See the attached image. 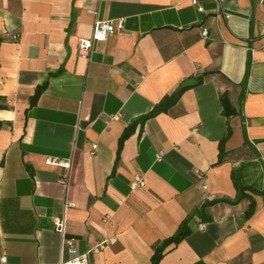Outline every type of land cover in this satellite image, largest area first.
Listing matches in <instances>:
<instances>
[{
  "label": "crops",
  "instance_id": "crops-1",
  "mask_svg": "<svg viewBox=\"0 0 264 264\" xmlns=\"http://www.w3.org/2000/svg\"><path fill=\"white\" fill-rule=\"evenodd\" d=\"M191 1L0 0L5 264H59L72 258L65 240L84 254L104 238L117 242L91 264H153L185 220L191 233L160 264H264V0H198L203 12ZM116 20L124 32L82 58L95 24ZM135 179L145 186L132 190Z\"/></svg>",
  "mask_w": 264,
  "mask_h": 264
},
{
  "label": "built area",
  "instance_id": "built-area-1",
  "mask_svg": "<svg viewBox=\"0 0 264 264\" xmlns=\"http://www.w3.org/2000/svg\"><path fill=\"white\" fill-rule=\"evenodd\" d=\"M192 4L197 8L199 12H203L204 9L199 6L198 0H192ZM124 32V21L116 20L109 22H97L94 26V32L92 39H83L79 42V52L82 58H88V55L93 48V44L97 42H104L107 38L113 34ZM204 37H207V29H204L202 32ZM98 150V146L94 144L92 146V154L94 155ZM46 163L50 166H59L62 168L68 169L70 167V163L68 161H63L58 158L49 157L46 159ZM194 175L197 180H203V174L200 170H195ZM145 186V182L142 179H135L132 184V190H136L138 188H143ZM206 188V187H203ZM109 217L103 219V223L107 225L110 222ZM55 231L59 234H65V220L61 218L54 219ZM200 229L204 230L205 226L200 225ZM117 240L115 238H104L97 246L91 248L84 254L78 253V250L75 245L74 239H67L64 241V248L69 252L72 258L69 261H62L59 264H91L90 258L94 254H98L102 250H104L107 246L116 244ZM7 261L6 257H2L0 259L1 264H5Z\"/></svg>",
  "mask_w": 264,
  "mask_h": 264
},
{
  "label": "trees",
  "instance_id": "trees-1",
  "mask_svg": "<svg viewBox=\"0 0 264 264\" xmlns=\"http://www.w3.org/2000/svg\"><path fill=\"white\" fill-rule=\"evenodd\" d=\"M248 78V74L246 76L245 81ZM47 87V84H44L43 86L37 88V90L35 91L34 96L31 98V104L35 105L37 103V101L39 100L40 96L42 95V93L45 91ZM186 88H179L175 93H173L171 96H167L165 97L160 104H158L157 106H155V108L146 116L140 118L138 121L141 124H144L147 120L157 116L160 113L163 112H167L168 110H170L174 105H176L178 103V101L181 98V95L183 94V92L185 91ZM221 104L223 106V115L229 119L231 116L234 115L235 111L232 108L230 102L228 101L227 96H223L221 98ZM230 132V129H228L227 132V136L221 141L220 143V147H219V163L223 162L224 157H225V151H224V143L226 141V138L228 137ZM132 134V130L131 129H127L124 134L122 135L121 139H120V147L123 145L124 141ZM242 198V196H239V199ZM253 202L251 203L247 214L248 216H251L253 214ZM191 233V230L188 226V220H185L182 225L180 226L179 230L177 231V233L165 240L160 246H158L155 250V254L153 256V264H160V261L164 255L165 250L172 244L177 245L179 244L187 235H189Z\"/></svg>",
  "mask_w": 264,
  "mask_h": 264
},
{
  "label": "water",
  "instance_id": "water-1",
  "mask_svg": "<svg viewBox=\"0 0 264 264\" xmlns=\"http://www.w3.org/2000/svg\"><path fill=\"white\" fill-rule=\"evenodd\" d=\"M195 84H196V81H195L194 79H191V80L185 82V83L182 85V87H183V88H184V87H189V86H192V85H195Z\"/></svg>",
  "mask_w": 264,
  "mask_h": 264
}]
</instances>
